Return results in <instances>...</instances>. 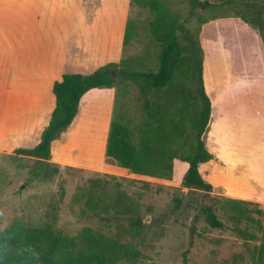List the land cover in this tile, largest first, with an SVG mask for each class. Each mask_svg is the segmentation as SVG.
<instances>
[{
	"label": "rangeland",
	"instance_id": "rangeland-1",
	"mask_svg": "<svg viewBox=\"0 0 264 264\" xmlns=\"http://www.w3.org/2000/svg\"><path fill=\"white\" fill-rule=\"evenodd\" d=\"M160 1L168 20L177 27L183 26V30L176 31L180 44H187L183 33L194 41L222 36L233 48L235 69L253 79L264 76V54L260 46L263 40L258 31H264V24H258L259 29L246 24L236 16L234 4L225 5L231 0H214L224 2L215 4L217 8L206 9L194 7L191 0ZM155 17L156 12L151 8L133 4L132 32L120 68L158 71L162 48L150 28ZM186 70L183 62L174 80L176 86L184 90L189 86ZM116 87L114 108L122 111L125 122L134 128L142 123L144 116L141 88L132 79L120 80ZM247 124L243 132L252 131L253 120ZM71 127L59 138L70 144V157L78 164L98 167L105 134L101 113L87 114L83 109ZM204 140L208 149L215 151L217 141L224 147L233 142L219 137L217 121L210 126ZM16 151L0 152V230L52 224L58 231L77 235L85 227H91L132 243L141 251L136 264H184L186 251L188 264H260L264 211L257 202H233L222 195L219 166L226 165L223 158L215 157V162L200 166L203 178L218 184L207 192L156 177L116 176L63 166L65 163L55 161L60 159L57 141L53 143L55 158L51 155L46 163ZM251 153L244 152L242 159L245 160L240 163L229 160V164L236 169L240 167L244 175L251 177ZM105 162L110 163L106 157ZM262 166L264 169V158ZM225 186L234 197L250 198L233 191L229 184ZM206 206H210L224 224L222 229H213L207 223L202 210ZM133 218H142L146 226L139 238L128 232Z\"/></svg>",
	"mask_w": 264,
	"mask_h": 264
},
{
	"label": "crops",
	"instance_id": "crops-1",
	"mask_svg": "<svg viewBox=\"0 0 264 264\" xmlns=\"http://www.w3.org/2000/svg\"><path fill=\"white\" fill-rule=\"evenodd\" d=\"M132 7V0H0V152L33 149L41 142L56 108L54 84L65 74L89 75L123 61ZM201 46L205 50V90L212 102L209 128L217 121L219 137L233 141L229 147L217 141L216 151L209 149L226 162L219 166L222 195L229 200L257 202L264 211V76L253 79L235 69L233 48L222 36L203 37ZM260 46L264 54V46ZM116 92V88L87 92L71 124L83 109L87 114L101 113L105 134L99 166L76 163L70 157V144L62 138L55 140L60 145V159L56 162L116 176H140L105 162ZM251 119L252 131L243 132ZM244 152H252L251 177L232 164L245 160ZM178 164H184L185 169ZM188 169L189 163L176 159L169 181L182 182ZM207 182L218 186L213 180ZM225 184L250 198L234 197Z\"/></svg>",
	"mask_w": 264,
	"mask_h": 264
},
{
	"label": "trees",
	"instance_id": "trees-1",
	"mask_svg": "<svg viewBox=\"0 0 264 264\" xmlns=\"http://www.w3.org/2000/svg\"><path fill=\"white\" fill-rule=\"evenodd\" d=\"M191 2L194 7L203 9L218 7L208 0ZM133 4L156 12L150 28L162 48L158 71L127 70L120 68L122 61L101 67L89 75L65 74L54 84L56 108L41 142L33 149H18L16 153L42 159L46 163L51 157L52 143L71 126L87 92L95 88H117L120 80L132 79L140 86L144 99L143 121L132 128L125 122L123 112L114 108L106 159L134 174L166 180H172L174 161L179 159L189 163L183 186L210 192L213 186L200 172L202 164L215 159L204 140L212 117V102L205 90V55L201 40L194 41L183 33L187 44H180L176 31L178 28L183 30V26L177 27L168 20L160 0H132ZM231 4H234L236 16L252 28L259 29L257 25L264 24V2L261 0H231L225 5ZM258 31L264 46V31ZM131 32L130 19L126 47ZM183 62L187 68L188 90L174 83L175 74ZM202 210L213 229L224 227L210 206ZM145 228L142 218H133L128 232L139 238ZM187 254L188 251L184 253V264H188ZM260 254V264H264V244ZM140 257L141 251L132 243L91 227H85L77 235L58 231L52 224L0 230V264H136Z\"/></svg>",
	"mask_w": 264,
	"mask_h": 264
},
{
	"label": "water",
	"instance_id": "water-1",
	"mask_svg": "<svg viewBox=\"0 0 264 264\" xmlns=\"http://www.w3.org/2000/svg\"><path fill=\"white\" fill-rule=\"evenodd\" d=\"M202 1V0H201ZM203 1H206V0H203ZM211 4L215 5V4H222L224 1H218V2H215L214 0H208ZM227 1V0H225Z\"/></svg>",
	"mask_w": 264,
	"mask_h": 264
}]
</instances>
